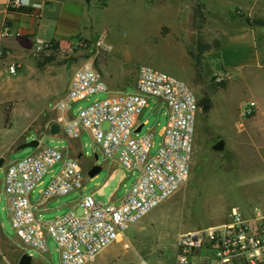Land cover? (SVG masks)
I'll return each instance as SVG.
<instances>
[{"label":"rangeland","instance_id":"rangeland-1","mask_svg":"<svg viewBox=\"0 0 264 264\" xmlns=\"http://www.w3.org/2000/svg\"><path fill=\"white\" fill-rule=\"evenodd\" d=\"M180 1L182 5L186 4L185 0ZM108 2L64 0L46 6L37 38L43 39L44 42H55L48 39L57 32V29L59 35L65 32L77 36L64 45L55 42L54 49L45 48L40 52L36 51L37 40L34 50L28 52L25 62L31 69L27 70L25 66L15 62L16 65H20L18 72L22 73L6 76L1 80L0 154L8 153L6 162L0 168L1 189L8 164L28 157L35 151L27 148L11 152L14 143L23 133H26L24 138L28 140L27 142L41 134L43 131L41 127L49 123L53 114L58 111V104L55 103L61 99V95H57V91L63 86L65 73H71L76 65L81 67L80 58L87 59L99 67L107 57L105 44L108 39L109 52L119 61L130 62L134 66L147 64L184 81L191 79V87L198 101L207 97L213 104L207 111L200 107L196 118L189 180L170 198L131 226L125 232L122 241L109 246L90 263L142 264L146 261L148 264H174L175 243L180 234L224 222L233 207H240L246 212L255 207L264 210V146L253 145L244 134V137L226 144L221 150L215 149V145L220 142L218 135L230 133L237 136L239 128L249 131L255 116L256 111L252 116L245 117L242 114L243 106L252 100L249 98L248 88L250 70L243 68L233 71V68L221 71L222 66L228 68L255 63L258 56L252 44L254 39L253 36L246 34L243 36L244 39L241 38L242 44L239 46L232 40L234 38L231 34H224L218 25L214 35L225 41L224 48L220 58L208 60L206 63L203 61V64L205 63L203 72L205 71L206 77L200 80L195 75L189 56L178 43L183 42L186 48L192 47L195 51L193 43L188 42L189 32L181 33L178 31L180 29L176 28L177 24L179 26L184 24V19L166 18L161 24L150 25L151 22L148 20L133 17L136 13L131 12L132 8L125 16L115 17L111 13V8L107 11ZM139 4L141 15L142 12L154 9H161L169 14L176 0H146ZM134 5L129 3V7ZM72 9L76 11V18L67 23L64 19L68 20L66 16ZM234 13L236 17L245 16L243 9H238ZM257 18L264 20V15H258ZM206 29L202 37L208 41L215 40L211 29ZM2 34L6 38H14L10 32ZM100 39L104 40L102 47L96 46ZM74 41L79 43H72ZM70 43L72 45L69 48L67 46ZM60 45L64 47L61 50L58 49ZM7 51L8 49L3 46L0 47V70L4 72L13 64L8 59ZM216 71L220 72L217 75H205L214 74ZM220 75L225 76L222 81L217 80ZM108 96L106 92L92 95L84 107L102 101ZM80 109L74 106L73 115L77 116ZM160 116L157 111L147 110L143 121H148V125L136 134L142 135L148 129L157 127L151 145V156L158 153L162 142L158 126L162 121ZM65 142L67 139H52L46 135L41 139L42 145L60 150L64 149ZM83 142L88 145L87 157L100 154L91 138L84 137ZM102 157L100 156V162ZM81 162L84 165L83 169L80 163L85 178L87 164L82 160ZM51 174L48 173L46 179H49ZM77 212L81 213V210ZM1 217L4 220L6 234H11L16 238V242L9 240L0 232V264H19L21 256L25 253L33 257V264H60L59 247L52 238L48 239L46 253L23 246L10 225L4 193L0 199Z\"/></svg>","mask_w":264,"mask_h":264},{"label":"built area","instance_id":"built-area-1","mask_svg":"<svg viewBox=\"0 0 264 264\" xmlns=\"http://www.w3.org/2000/svg\"><path fill=\"white\" fill-rule=\"evenodd\" d=\"M5 2L12 11L41 7L34 0ZM55 45V42L38 40L36 51L54 49ZM103 45V39L96 42V46ZM63 48L60 45L58 49ZM81 64L57 110L70 111L76 103L97 93L106 92L109 96L81 108L69 120L59 118L64 135L75 138L84 130L90 131L94 146L104 157L116 159L138 177L120 205L99 203L92 195H86L81 200V213L71 212L50 222H41L31 203L34 188L50 168L61 163L60 172L44 192L45 197L81 190L85 178L79 160L57 148L39 147L37 153L7 166L1 194L6 196L17 237L24 247L42 253H46L48 239L52 238L59 247L60 264H90L106 248L122 241L131 226L189 180L200 110L191 85L150 65L139 67L134 92L111 93L93 62L84 59ZM18 68L11 64L8 71L16 74ZM224 75L217 80L222 81ZM150 98L162 100L169 110L155 156L150 155L154 134L136 136L139 117ZM255 111L256 103L249 101L243 106L242 114L252 116ZM176 255V264H264V210L255 207L246 212L233 207L224 222L180 234Z\"/></svg>","mask_w":264,"mask_h":264},{"label":"crops","instance_id":"crops-1","mask_svg":"<svg viewBox=\"0 0 264 264\" xmlns=\"http://www.w3.org/2000/svg\"><path fill=\"white\" fill-rule=\"evenodd\" d=\"M64 1V0H42L38 2V0H34L35 3L40 4L41 7H29L24 8L20 11H12L8 10L6 7L5 0H0V47L3 46L4 48L8 49L9 57L8 59L11 63L15 64V62L19 63L22 66H25L28 69H31L30 66L25 65L26 58L28 56V52L31 50L33 51L35 48V44L37 40H43L39 37V29L41 28L42 21H43V13L44 9L47 6L55 4L56 2ZM107 11L111 8V13L116 16H125L130 9L132 8L131 12L136 13L133 17L142 18V20H148L151 22L150 25L154 24H161V21H166V18L171 20L173 19H184V24H177L176 28L180 29L178 31H183L186 34H189L188 42L193 43V38L195 36V28L193 23L194 17V7L197 4H203L205 6V13L208 20V25L205 27L207 29H211L212 34L214 35L217 32V27L219 25V29L223 31L224 34H231L234 38L236 44L238 43L241 46V38L244 35L248 34L253 36V46L257 52V58L255 63L253 64H242L236 67H228L222 66L221 71L223 69H233L240 70V69H248L250 70V77H249V98L252 99L256 103V113L252 119L250 130L244 131L243 129L239 128V132L237 136H232L230 133L224 134L219 136V141L222 142V145L226 146L228 143H233L236 139L240 137H244L255 146H264V26H259L254 23L255 20L261 19L257 18L258 15H264V0H185L186 4L182 5L180 0H176V4L172 7V10L169 14H166L161 9H154L153 11L142 12L140 13V4L145 2L146 0H108ZM129 3L135 4L133 7H129ZM138 4V5H137ZM179 4V5H178ZM138 6V7H137ZM135 7L136 10H135ZM139 8V9H138ZM261 8V10H260ZM238 9H243L245 11V16H235V11ZM260 10V12H259ZM76 11L72 9V12L69 11L68 16L66 18L69 20H65L67 23H70L71 20H74L76 17ZM237 19H235V18ZM63 19V17H62ZM154 20V21H153ZM250 20V22H248ZM145 21V23H146ZM264 21V20H263ZM184 26V29H182ZM204 28V29H205ZM203 29V34L204 31ZM206 29V30H207ZM216 30V31H215ZM3 31V32H2ZM220 31V32H221ZM14 36L13 39L6 38L3 36L2 33L6 34L9 33ZM219 32V31H218ZM182 33V32H181ZM77 35L66 34L64 32L63 35H59L58 29L57 32L48 40H53L55 42H59L60 44L64 45L72 40ZM25 38V39H20ZM215 40L208 41L209 43H213L214 41L218 40L220 42V48L218 50H212L204 54L205 63L208 60L220 58V53L224 48L225 41L220 39L214 35ZM36 38V39H35ZM244 39V38H243ZM108 39H106V55L103 61L99 64L98 70L103 75L109 91L111 93L117 92H131L135 91L136 82L139 73V67L137 65H132L130 62L126 61H119L117 58L113 57L109 52V44L107 43ZM182 49L188 54V46L186 48L183 42H178ZM213 54L212 56H210ZM190 58V56H189ZM190 62L192 65V60L190 58ZM203 64V69L204 65ZM17 64V66H20ZM78 66L73 69L71 73H65L63 78V86L61 90L57 91V95H61V99L55 103L59 104L66 98V94L68 92L71 80L78 70ZM193 68V67H192ZM24 72V71H23ZM205 72V71H204ZM220 71H216L214 74L205 73V75H217ZM22 72H17L16 74H11L9 71L4 72L0 70V82L6 76L11 75H18ZM35 74V72H31ZM54 73V72H53ZM189 85H191L192 80L185 81ZM91 96L88 98L76 103L74 106H77L79 109L86 106V103L89 101ZM73 106V107H74ZM70 111L64 112H55L52 116V119L49 123H47L44 127H41L43 130L41 134H38V137H33L34 139H38L40 141L39 147H46L45 145L41 144V139L46 135L50 136L52 139H67V142L64 143V149H61L66 155L76 158L82 164L81 160L86 162V175H85V185L81 190L72 192L67 195L56 196L52 198H47L44 195L46 188L48 187L49 183L53 179L55 175H57L62 167L61 163L54 165L49 171L45 174L42 178L41 182L37 184L31 194V203L35 208V214L39 221L41 222H50L56 218L62 217L66 214L71 212H77L81 210V200L86 195H92L95 200L99 203H107L113 205H120L124 198L127 196L130 188L135 183L138 174L136 172H129L124 169L120 163L114 158H106L101 153L95 154L93 157L89 158L88 155V145L84 144L83 138L89 137L92 139V134L90 131H82L78 137L75 138H68L64 135L62 130V124L59 123V118H64L65 120H69L72 117H75L72 113V109ZM147 110L157 111L162 117V121L159 123L160 127V134L163 135L164 129L168 123L169 118V110L166 107L165 103L162 100L156 98H150L147 107L144 109L142 116L140 115L138 120V128H141V131L145 125H148V121H143V117ZM53 124H58L60 126V130L57 134H51V126ZM240 127V126H239ZM137 128V130H138ZM156 128L148 129L146 133L151 132L155 134ZM140 131V132H141ZM139 132H136V134ZM144 133V134H146ZM26 134V133H25ZM24 133L20 136V138L14 143L11 152H15L18 149H15L17 146L26 143L28 140L24 138ZM142 134V135H144ZM136 135V136H142ZM24 138V139H23ZM54 141V140H53ZM31 154H35L38 152V149ZM221 148V149H222ZM15 149V150H14ZM219 149V150H221ZM8 153H1L0 158H5V162L7 160L6 156ZM100 156L102 157V162H100ZM17 161V160H16ZM15 161H11L9 164ZM8 164V165H9ZM101 167V171L94 177H89V171L95 167ZM84 169V165L82 164ZM6 171V168H5ZM4 171V173H5ZM48 173H52L49 179H46V175ZM134 176V177H133ZM132 177V179H129ZM1 188V184H0ZM1 199V196H0ZM6 210L7 215L11 223V213L9 209V205L6 200ZM78 213V212H77ZM0 218V226L9 240L16 242V238H13L11 234H6L5 232V224L4 220ZM13 228V226H12ZM177 240L175 243V261L176 264V248H177ZM107 249V248H106ZM105 249V250H106ZM104 250V251H105ZM102 251L100 255L104 252ZM145 264H148L146 261H143Z\"/></svg>","mask_w":264,"mask_h":264},{"label":"trees","instance_id":"trees-1","mask_svg":"<svg viewBox=\"0 0 264 264\" xmlns=\"http://www.w3.org/2000/svg\"><path fill=\"white\" fill-rule=\"evenodd\" d=\"M85 1L89 3L91 0ZM248 22H250V20H248ZM193 23L195 28V36L193 38V45L195 47V51L192 47H189L188 54L192 60L196 77L202 80L206 77L204 76L203 72L204 54L212 50H218L220 48V42L216 40L213 43H209L205 41V39L202 37L203 29L208 25V20L205 13V6L203 4L195 5ZM254 23L259 26H264L263 20H255ZM222 86H224V84H222ZM212 105V101L207 97L199 100V107H207L209 110L212 108ZM0 232L3 236H5L1 226Z\"/></svg>","mask_w":264,"mask_h":264},{"label":"water","instance_id":"water-1","mask_svg":"<svg viewBox=\"0 0 264 264\" xmlns=\"http://www.w3.org/2000/svg\"><path fill=\"white\" fill-rule=\"evenodd\" d=\"M83 60H84V58H80L79 61H83ZM203 110L207 111L208 108L204 107ZM142 114H143V112H142ZM142 114H141V116H142ZM59 130H60V126L58 124H53L51 126V131L50 132H51L52 135H55V134H57L59 132ZM140 131H141V128H138L137 132H140ZM39 146H40V141L38 139H34V140L30 141V142H26V143L21 144L17 149L18 150L27 149V148L37 149ZM222 147H223L222 142H219L218 144L215 145V149L216 150H219ZM4 162H5V158H1L0 159V168L3 166ZM100 171H101V167L95 166L89 171L88 176L89 177H94ZM0 196H1V188H0ZM19 264H33V257L30 256L29 254L25 253V254H23L21 256V258L19 260Z\"/></svg>","mask_w":264,"mask_h":264}]
</instances>
